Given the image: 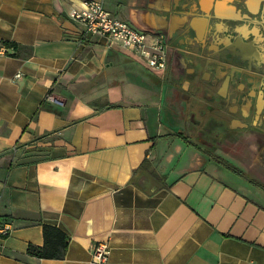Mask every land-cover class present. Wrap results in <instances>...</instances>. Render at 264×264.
Returning <instances> with one entry per match:
<instances>
[{
    "label": "crops",
    "instance_id": "obj_1",
    "mask_svg": "<svg viewBox=\"0 0 264 264\" xmlns=\"http://www.w3.org/2000/svg\"><path fill=\"white\" fill-rule=\"evenodd\" d=\"M88 1L164 33L168 68L85 35L71 14ZM0 42L17 45L0 56V223L11 224L0 264H93L98 241L108 264H264V189L247 179L264 185V131L197 135L246 177L172 136L215 125L189 100L188 73L214 77L224 96L227 74L264 92V0H0ZM223 55L258 73L223 74ZM243 102L235 109L262 111L264 127V107ZM43 224L69 236L64 259L28 254Z\"/></svg>",
    "mask_w": 264,
    "mask_h": 264
},
{
    "label": "built area",
    "instance_id": "obj_2",
    "mask_svg": "<svg viewBox=\"0 0 264 264\" xmlns=\"http://www.w3.org/2000/svg\"><path fill=\"white\" fill-rule=\"evenodd\" d=\"M71 17L85 26V35L101 36L109 40L110 46H120L135 52L152 70H166L168 66L169 39L164 33L140 30L129 22L109 12L102 2H84ZM13 49L0 42V56H7ZM20 77V75H18ZM2 193L0 191V202ZM11 224L0 223V235L7 236ZM110 243L98 241L91 246L93 264H108Z\"/></svg>",
    "mask_w": 264,
    "mask_h": 264
},
{
    "label": "flooded vegetation",
    "instance_id": "obj_3",
    "mask_svg": "<svg viewBox=\"0 0 264 264\" xmlns=\"http://www.w3.org/2000/svg\"><path fill=\"white\" fill-rule=\"evenodd\" d=\"M171 46L172 44L169 41V50ZM223 56H227V55H223ZM224 59L225 60H222V61L236 63L233 60H231L229 56L224 57ZM169 63H170V58L168 55V66H169ZM205 65L208 67H210V65L213 66V64H211V61L209 60L208 62L207 60L205 61ZM218 67H220V70L223 72V74H227L230 72L241 73V71L237 69L232 70L233 66L231 65L225 64V65H221ZM245 71H248L247 67ZM207 72H210V71L207 70ZM249 74H250V71L247 72L246 75L249 78H252V76ZM187 75L191 78L192 82H194L193 88L188 89V92H190L189 100L193 99L194 104H198L201 107L199 111L205 114V116L206 114H208V112L211 113V116H210L212 117L211 120L215 122V126L213 125L211 128L217 129V132L215 133V137H217L219 140L227 139V137L235 139L234 137L238 134V132H241V131L248 132L251 130L254 131L255 129L256 130L262 129L264 131V127L260 126V119L262 117V111L260 109L259 110L261 112L259 113V117H258L259 119H256L254 117L256 120L252 116L243 118L244 117L243 115L245 112L241 109L240 110L235 109L236 105L241 104L244 100H245L244 102H246L247 98L250 100H253L254 102L252 105L251 112L254 111L256 113L258 108L261 107L262 109V107H264V92H260L258 89L254 88V86L256 85H254L252 79L250 80L252 84L249 86L246 81L240 80V82H238L239 79H236V77L233 78L229 76L228 74L225 75L224 78L221 79L222 82L220 83V86L221 88H223L225 87V84H227L228 88L226 87L225 88L227 89V91L229 90V93L227 92V95L224 96L223 94L219 93L218 90L215 91L216 88L213 87L215 83L214 77L213 79L212 77H209V79L206 80L201 71L193 72V74L188 73ZM232 87L234 88V90H236L235 93L230 92V89L233 90ZM252 88H254L255 90ZM261 88H264L263 84ZM262 90L264 91V89ZM227 99H228V103L226 102ZM258 103L260 107H258ZM216 122L219 123L217 126H216ZM238 122H240L241 124H238ZM202 130H203L201 132L202 134H207L210 132V127L204 126Z\"/></svg>",
    "mask_w": 264,
    "mask_h": 264
},
{
    "label": "trees",
    "instance_id": "obj_4",
    "mask_svg": "<svg viewBox=\"0 0 264 264\" xmlns=\"http://www.w3.org/2000/svg\"><path fill=\"white\" fill-rule=\"evenodd\" d=\"M8 47L12 48L13 51H16L17 45L15 43L5 42ZM195 125V131H191L189 129V124L186 130H179L172 134L173 137L178 138L180 142H182L187 148L194 149L203 155H205L209 161L216 163L217 165L221 166L226 171L232 172L237 175H243L246 177V173L234 165L232 162L226 160L225 158L217 155L213 152L210 148L204 146L201 142H199L196 138L198 133H201L204 126L210 127V132L205 134L208 136L209 141H217L219 140L215 137V133L217 129L211 128L210 125L201 126L198 124ZM215 126V125H214ZM146 162L143 163L142 166L145 165ZM247 179L255 186H259L260 188L264 189V185L260 182L256 181L255 179L249 177L247 175ZM43 233H44V245L42 247L35 246L30 244L28 247V254L40 259H64L70 238L69 236L60 228L50 224H43Z\"/></svg>",
    "mask_w": 264,
    "mask_h": 264
},
{
    "label": "water",
    "instance_id": "obj_5",
    "mask_svg": "<svg viewBox=\"0 0 264 264\" xmlns=\"http://www.w3.org/2000/svg\"><path fill=\"white\" fill-rule=\"evenodd\" d=\"M169 39V38H168ZM170 41V40H169ZM231 65V66H233V67H235V68H237L239 71H242L243 69H245L246 70V67H243V66H241V65H239V64H237V63H230V62H228V61H222V60H220V62H219V65L221 66V65ZM247 69H248V71H250V72H253V73H258L257 71H255V70H253L251 67H247ZM253 75V74H252ZM253 77V76H252ZM261 80H262V84L264 85V77H261ZM264 89V88H263Z\"/></svg>",
    "mask_w": 264,
    "mask_h": 264
}]
</instances>
